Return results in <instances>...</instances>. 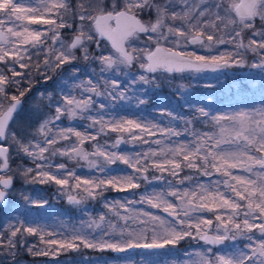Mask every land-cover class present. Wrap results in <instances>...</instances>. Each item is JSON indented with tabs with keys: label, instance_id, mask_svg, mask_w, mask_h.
Masks as SVG:
<instances>
[{
	"label": "snow or ice",
	"instance_id": "obj_1",
	"mask_svg": "<svg viewBox=\"0 0 264 264\" xmlns=\"http://www.w3.org/2000/svg\"><path fill=\"white\" fill-rule=\"evenodd\" d=\"M69 66L58 91L25 105L37 78L47 83ZM239 67L264 72V0H0V206L19 179L56 185L87 217L62 230L10 218L0 227V264H18L21 249L56 258L186 239L209 247L183 264H264V105L222 112L180 84L175 106L153 103L154 114H140L178 76ZM17 159L29 163L13 167ZM117 164L130 171L113 172ZM150 172L159 190L106 198L141 189ZM95 201L104 211L93 216L83 206Z\"/></svg>",
	"mask_w": 264,
	"mask_h": 264
},
{
	"label": "rangeland",
	"instance_id": "obj_2",
	"mask_svg": "<svg viewBox=\"0 0 264 264\" xmlns=\"http://www.w3.org/2000/svg\"><path fill=\"white\" fill-rule=\"evenodd\" d=\"M222 47H223V51L231 49V45H222ZM195 50L198 52L202 51L199 48H196ZM249 62H251V60H249ZM80 67L83 68V64H81ZM64 70L55 74L52 80L48 81L47 83H45L41 79L40 83H37L36 86L33 88L32 93H30L25 98V105L30 106L33 103L34 97L39 92L54 93L58 91L60 85L63 84L64 81L68 79V77L66 78V74L64 73L65 72ZM68 70H71L70 66ZM228 75H230L229 76L230 79H227ZM240 76L243 77L240 78ZM180 84L185 85V91L193 101L203 102L206 99L212 100L214 101L213 107L222 112H230L238 109L252 108V107L259 108L262 105H264V72H261L260 69H253L251 67H239V68L223 69L221 73H217V74H214L212 72H207L200 74H184L183 77L178 76L176 80L173 81L172 85L165 87L166 93L164 94L162 103H167L169 100H172L173 106H175L176 97L174 96V93L176 91V86ZM206 84H212L213 87L211 88L205 87ZM242 87H245L247 90L245 101L243 102L239 101L242 99V96L244 94V91L241 90ZM230 98L232 99L230 100ZM145 107L146 106H144V112L140 113L141 115L147 116L150 113L154 114L153 107L148 109L147 107L146 108ZM117 111L123 113V110L120 108H118ZM185 111L187 112L188 110L185 109ZM128 114H131V112L129 111ZM165 122H166V118H165ZM86 123L87 121H77L74 123L73 126L80 127ZM64 124L68 125L69 122L65 120ZM114 136L115 134H112V137H106L105 139H112L114 138ZM184 138L186 139L187 137ZM86 147L88 146L86 145ZM121 148L127 150L133 149L135 151L139 149L138 146H133L131 144L121 145ZM57 162H62V161L58 160ZM20 163L28 165L29 162L26 160L20 161L19 159H17L13 163V167H15L16 164H20ZM69 166L76 167L72 163H70ZM76 170L80 175L94 174L92 172H89L86 169V167H77ZM151 177H150V182H145V183L153 184L156 181V180H152ZM201 179L204 182H207L208 180V178L206 177H203ZM51 185L54 184H39V183L27 184L17 179V184L15 185V189H14V194L10 197L9 203L2 208L0 207V224L3 222L2 226H6L10 218L16 217V209L18 206L17 204L21 201L20 193L25 192L24 189L27 188L28 186H34L39 189V193H36L34 195L25 193V195H28L33 199H41V198L44 199L43 198L44 195H45L44 197H50L51 194V197H53L54 201L50 200L48 202V200L45 199L47 200V204L44 207L49 209L50 212L43 216L41 215L37 217L32 216L30 221H37L42 225H48L53 228H57L58 230H62L60 229V225L66 227H72L70 225V222H73L76 224V226H78L79 222L82 219L87 218L81 212L80 206L72 205V208L78 209L77 212L78 217L75 219L73 218V221L66 220V218L63 217L64 215L61 217V214L59 213L60 209H58V206L55 204V201H57V199L63 196H60L57 193L56 185H54V187L50 189L51 190L50 193H46V188L50 187ZM125 198H129V196L126 197L117 196L115 199L123 200ZM83 207H85L91 215L99 214V213L95 214L94 211L91 210L92 203H88ZM57 218L59 220H57ZM191 240L192 242L190 244L185 245L184 247H182V245L179 244L175 248H167L160 250H139L129 254H123L122 255L123 257L117 260L110 258L104 259L100 255H88V256L85 255L83 259L85 261H89L91 258L93 260L98 259L102 261V264H123L124 259L132 261L133 264H145V262H148V264H183V262L186 260L190 261L191 259H194L195 258L194 254L197 251H204L207 247H209V245H205L202 241L193 240V239ZM48 259L49 260L28 261L17 258V261L18 264H65L64 259L61 256L56 258L49 256ZM96 263L99 262L96 261Z\"/></svg>",
	"mask_w": 264,
	"mask_h": 264
},
{
	"label": "trees",
	"instance_id": "obj_3",
	"mask_svg": "<svg viewBox=\"0 0 264 264\" xmlns=\"http://www.w3.org/2000/svg\"><path fill=\"white\" fill-rule=\"evenodd\" d=\"M229 76L230 75H228L227 79H230ZM242 77L243 76H240V78H242ZM246 77H248V76H246ZM37 79L39 80L38 83H40L41 79H39V78H37ZM241 90L244 91V94L242 96V99L239 100V101L243 102V101H245V97H246V94H247L246 91L247 90H246L245 87H242ZM231 99L232 98H230V100ZM121 150L125 151V152H133V151H135L133 149L132 150H127V149H124V148H121ZM138 150H142V149L139 148ZM112 171L113 172L126 173V172H129L130 170L123 164H117V165L112 166ZM153 175H158V173H151V172L149 173V177H151ZM16 184H17V182H16ZM162 186H163V181H157L156 180L153 184L144 183L142 185L141 189L136 190L134 192L123 193V192L109 191V192L105 193V196H106V198L108 200H113L117 196H120V197L129 196V198H138L139 193H143L144 191L151 192L153 189L159 190ZM50 187L46 188V193H50L51 192L50 189H52L54 187V185H51ZM24 190H25V192H23L24 194L26 193V194L34 195L36 193H39V189L37 187H34V186H28ZM44 196H43L44 200L47 199L48 202L50 200L54 201L53 197H51V194H50V197H44ZM89 203H92L91 210L94 211L95 214L101 213V212L104 211L101 202L95 201V202H89ZM55 204L58 206V209H60L59 213L61 214V217L64 215L63 217L66 218V220L73 221V218L75 219V218L78 217V214H77L78 209L72 208V205H69L67 203V199L66 198L61 197V198L57 199V201H55ZM17 205H18L17 209H16V217L17 218H23V215L27 214L28 219L30 220L32 218V216H34V217L35 216L37 217L39 215L43 216V215H45V214L50 212V210L47 209L46 207L38 208V207H35V206L31 205V204L26 203L22 199ZM92 215L95 216L94 214H92ZM57 220H59V219L57 218ZM2 223L0 224V227L2 226ZM71 223H73V222H70L71 226H76L75 223H73V224H71ZM28 241H29V243L36 242L35 238H33V237H29ZM191 242H192L191 239H189V240L186 239L184 241H181L180 245H182V247H184L185 245L190 244ZM135 253H138V252H135ZM85 255L86 256H88V255H100L104 259H109L110 258V259H116V260L117 259H121L123 257L122 254H119V253H114V252H111V251L99 252V251H94V250H91V249H82L79 252H69V253H66V254H62L60 256L64 259V263L65 264H102V261L98 260V259H94L93 260L91 258L89 261H85L83 259L85 257ZM17 258L22 259V260H28V261L49 260L48 257H42V256L41 257H33L32 255L27 253V251L24 250V249L20 250L19 255L17 256ZM96 261H98L99 263H96Z\"/></svg>",
	"mask_w": 264,
	"mask_h": 264
},
{
	"label": "flooded vegetation",
	"instance_id": "obj_4",
	"mask_svg": "<svg viewBox=\"0 0 264 264\" xmlns=\"http://www.w3.org/2000/svg\"><path fill=\"white\" fill-rule=\"evenodd\" d=\"M219 51L220 52H223V47L222 46H220L219 47ZM199 52H201V51H199ZM80 66V65H79ZM69 69V67H66L65 68V74H66V78L67 77H69L70 75H71V70H68ZM97 70H99L98 68H97ZM223 70H221V71H219V72H215L214 74H217V73H221ZM55 74H57V73H55ZM55 74H53V77L55 76ZM227 77V76H226ZM62 78H63V76H62ZM189 82V81H188ZM166 93V91H165V87H163V88H161L160 90H157V91H155L154 93H153V95H154V101L152 100V99H150V101H149V104L148 105H146V107H147V109L148 108H152L153 107V103H157V104H161L162 103V100H163V98H164V94ZM145 107V108H146ZM1 207V206H0Z\"/></svg>",
	"mask_w": 264,
	"mask_h": 264
},
{
	"label": "water",
	"instance_id": "obj_5",
	"mask_svg": "<svg viewBox=\"0 0 264 264\" xmlns=\"http://www.w3.org/2000/svg\"><path fill=\"white\" fill-rule=\"evenodd\" d=\"M6 206V205H5ZM139 250H144V249H134V250H129L127 253H120V254H128L134 251H139ZM160 250V249H159Z\"/></svg>",
	"mask_w": 264,
	"mask_h": 264
}]
</instances>
